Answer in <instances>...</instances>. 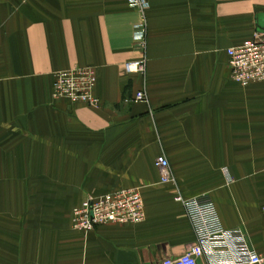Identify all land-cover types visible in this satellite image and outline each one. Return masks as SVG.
Wrapping results in <instances>:
<instances>
[{"label": "crops", "instance_id": "1", "mask_svg": "<svg viewBox=\"0 0 264 264\" xmlns=\"http://www.w3.org/2000/svg\"><path fill=\"white\" fill-rule=\"evenodd\" d=\"M146 2L140 51L126 0H0V264L176 258L194 242L176 194L208 198L264 254V82L232 83L225 55L264 32V0ZM140 58L142 78L125 74ZM72 67L93 68L97 108L51 98ZM120 189L138 191L142 222L71 228L86 196Z\"/></svg>", "mask_w": 264, "mask_h": 264}, {"label": "built area", "instance_id": "2", "mask_svg": "<svg viewBox=\"0 0 264 264\" xmlns=\"http://www.w3.org/2000/svg\"><path fill=\"white\" fill-rule=\"evenodd\" d=\"M128 8L135 10L139 21L133 26L132 42L143 51L145 47L146 0H126ZM229 80L245 87L264 82V36L253 33L235 46L225 49ZM125 74L142 78L145 60L122 64ZM95 75L91 67H72L52 74L50 96L53 100L78 103L87 108H97L93 95ZM134 102H145L144 91L133 95ZM153 166L160 172L159 181L166 182L168 163L163 155L157 156ZM227 177V176H226ZM227 182L229 178H226ZM183 210L194 236L192 246L176 258H166L157 264H197L203 258L206 264H264V254L255 252L248 244L244 232L238 228L224 229L217 218L211 201L204 197H174ZM144 218L143 203L138 191L120 189L99 195L86 196L71 211V228L85 233L95 226L106 224H137Z\"/></svg>", "mask_w": 264, "mask_h": 264}, {"label": "rangeland", "instance_id": "3", "mask_svg": "<svg viewBox=\"0 0 264 264\" xmlns=\"http://www.w3.org/2000/svg\"><path fill=\"white\" fill-rule=\"evenodd\" d=\"M259 33H263V36H264V32H262V31H258ZM132 101H133V98H132ZM134 102V101H133Z\"/></svg>", "mask_w": 264, "mask_h": 264}]
</instances>
